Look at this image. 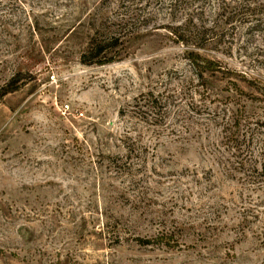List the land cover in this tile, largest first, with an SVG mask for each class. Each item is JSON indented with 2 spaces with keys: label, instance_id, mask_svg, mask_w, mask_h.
Returning <instances> with one entry per match:
<instances>
[{
  "label": "rangeland",
  "instance_id": "obj_1",
  "mask_svg": "<svg viewBox=\"0 0 264 264\" xmlns=\"http://www.w3.org/2000/svg\"><path fill=\"white\" fill-rule=\"evenodd\" d=\"M244 80L264 86V0H0V264H264Z\"/></svg>",
  "mask_w": 264,
  "mask_h": 264
},
{
  "label": "trees",
  "instance_id": "obj_2",
  "mask_svg": "<svg viewBox=\"0 0 264 264\" xmlns=\"http://www.w3.org/2000/svg\"><path fill=\"white\" fill-rule=\"evenodd\" d=\"M109 43L111 45L110 46L111 50H114L118 47L116 38L112 37L110 39ZM106 48H107V46H104L103 42L102 43L98 42V39L96 36L90 40V42L87 46V50L90 51V53H92V57L95 59L98 58L100 55H102V53L104 52V49H106ZM188 57H189V61L192 65V67L194 68V70L197 73L199 78L203 79L204 76L208 75V74L209 75H217V74H228V75L232 74V75H234L233 72H230V71L224 69L222 67V65L219 64L218 62L203 58L198 53H194V52L190 53ZM118 59L119 58L112 56L110 59L99 61L96 64H98L99 66L108 65V64L114 63ZM82 63L88 65V63H86V62H82ZM244 82L246 83L248 88L257 89L264 96V86H259V84L257 82L251 81V80H244ZM232 85L236 91H238L242 94V92H241L242 90L237 83L232 82ZM6 94L7 93H5V94L1 93L0 98L4 97ZM235 117H236L235 120L233 119L234 121H232L233 126L231 124V126L228 130L230 132H227V133L229 135L228 140H231V142L236 144L235 149H239L241 144H242V132H241V126H240L242 118H240L238 116V112H236ZM143 243L145 245L150 244V242H143Z\"/></svg>",
  "mask_w": 264,
  "mask_h": 264
}]
</instances>
